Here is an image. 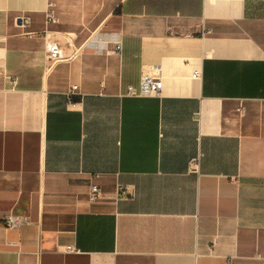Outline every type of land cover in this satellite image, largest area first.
I'll use <instances>...</instances> for the list:
<instances>
[{
	"label": "crops",
	"instance_id": "0c3cea01",
	"mask_svg": "<svg viewBox=\"0 0 264 264\" xmlns=\"http://www.w3.org/2000/svg\"><path fill=\"white\" fill-rule=\"evenodd\" d=\"M0 264H264V0H0Z\"/></svg>",
	"mask_w": 264,
	"mask_h": 264
},
{
	"label": "built area",
	"instance_id": "2783aa9c",
	"mask_svg": "<svg viewBox=\"0 0 264 264\" xmlns=\"http://www.w3.org/2000/svg\"><path fill=\"white\" fill-rule=\"evenodd\" d=\"M122 45L117 44V49H121ZM49 54L51 58H58L60 55V50L56 45L49 46ZM200 73L199 71L195 72V76H198ZM76 87H73L75 90ZM163 91V81L157 75L152 74H143L140 80V84L138 86H129L127 90V95L135 96V97H161ZM69 101H74L75 91L69 92ZM199 162L200 158L193 159L190 163L191 171L197 172L199 169ZM90 200L96 201L100 199L101 196V189L99 186L92 184L90 188ZM119 193L122 196H126L127 189L124 186L119 187ZM26 222V218L23 216H15V215H8L4 219V224L7 228H18L23 223Z\"/></svg>",
	"mask_w": 264,
	"mask_h": 264
}]
</instances>
